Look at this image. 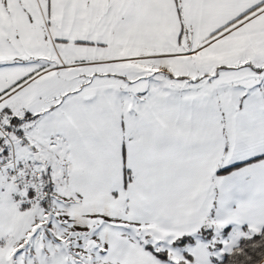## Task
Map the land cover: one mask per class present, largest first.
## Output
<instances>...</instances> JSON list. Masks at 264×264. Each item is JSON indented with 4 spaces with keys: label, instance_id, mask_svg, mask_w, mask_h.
I'll return each instance as SVG.
<instances>
[{
    "label": "snow or ice",
    "instance_id": "6c2138e0",
    "mask_svg": "<svg viewBox=\"0 0 264 264\" xmlns=\"http://www.w3.org/2000/svg\"><path fill=\"white\" fill-rule=\"evenodd\" d=\"M0 264H264V0H0Z\"/></svg>",
    "mask_w": 264,
    "mask_h": 264
}]
</instances>
